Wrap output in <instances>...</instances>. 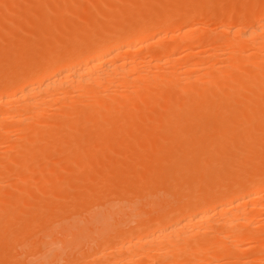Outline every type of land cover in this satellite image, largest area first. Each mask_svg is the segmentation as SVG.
<instances>
[{"label": "rangeland", "instance_id": "rangeland-1", "mask_svg": "<svg viewBox=\"0 0 264 264\" xmlns=\"http://www.w3.org/2000/svg\"><path fill=\"white\" fill-rule=\"evenodd\" d=\"M62 1L64 3L61 5ZM127 2H129V3H127ZM58 3L60 5H58ZM66 3L70 7L67 6ZM85 4L88 5V7H86ZM82 6H84V7H82ZM145 7H146V9H145ZM71 8L74 11L71 10L72 12H70V10H68ZM99 10H101V11H99ZM117 11H119V12H117ZM121 14H122V16H121ZM263 14H264V0H148V1L147 0H88V1L85 0V2H84V0H79V2H78V0H74V1L73 0H66V2L64 0H59V1L58 0H46V1L45 0H0V85H1L0 90H3V91H1V93L3 92L4 95H5V93H8V91L11 87L15 88L16 87L15 85H18V84H16L17 79L19 81L18 83L20 84V82L22 80H19V78L24 79V77H26V74H28L27 76H29V73L31 71L34 73L33 70L37 71V70H39V68L43 67L44 63L46 64V62L43 61V59L45 60L47 58L46 59L47 61L51 59V61H48L49 63L47 62L46 65H51L53 62H55L54 57L58 56L57 53H59V50L61 53V54L60 53L59 54L61 56L64 53L63 57H60V55L58 56V58L61 59V60L59 59V61L60 62L65 61L66 63L67 62L70 63V61L72 59L69 57H71L72 55L77 56L78 53H80V52H82V51H84L90 47L87 50L89 52V50L91 49V46H92L91 50H93L92 52H95L96 50H94V49L97 47V46L94 47L95 44L96 45L98 44V46L99 45L104 46V44H105V46L106 45L109 46V45L113 44V46H114L115 43L118 42L119 40H122L123 42H125V41H127V38L128 39L132 38V35H133V37L135 35L136 36H138V35L142 36V33L144 32L145 28L150 29L148 34H152V35L155 34V35L161 36L162 38L158 37L159 39L158 38L153 39V40L150 39L151 41L150 40L147 41L148 43L146 42L145 44L143 43L142 45L139 44L132 49H128L126 47H123V49L120 51L121 54L120 53L119 54L120 55H126V56L131 55V57H128V58L126 56H124V59L125 58L126 59H132L133 58L132 61L136 60V58H137V61L139 59L140 64L138 63V65L139 66L143 65V66L139 67L136 64L137 61L136 62L134 61L136 64V67H139L142 72H144V71L147 72L148 70H151L152 74L150 71H148V73H150L152 75L151 77H154L157 75L156 77L159 78V76H160V78H161L163 75H164L163 77H167V75L170 76L173 74L177 75L178 77L183 76L182 77V78H184L183 81L186 80L185 83H188V81H189L188 86L191 84L190 80H193V79L197 80V78L200 76L203 77V81H207L206 79H208V81H209V82L207 81L208 82L207 85L205 82L201 81V84L204 86H202V85L197 86L196 85L197 88L200 87L199 89H197L200 91L195 90L196 87H194V86L193 87L190 86L191 89L187 88V90L185 88H182V87H184V85L186 86V84H183L184 82L179 80L178 77H176V76H175L176 80H178V81H176V80L175 81L176 82H179V81L182 82L180 84V86H182L181 89L179 87H176V85H175L176 83L174 84L175 86L172 85V83H174V81H172V83H171L170 80H169L170 85L168 83H167L168 85L166 84V82L168 81L167 80L165 82V84H164V82L156 84V86H158V87H156L155 84L153 86L152 84L148 85V84L142 83L144 85V87L142 84L140 86L142 88H144V89H142V91L145 92L144 93L145 95L141 94L142 97L139 96L140 98L137 95H136V97L134 96L136 94V92L134 95H131L134 93V92L130 93L133 89V88H131L132 86L129 88L131 91L128 92V95L123 94L122 93L123 92L122 90H124L123 88L126 89L127 87L124 86L123 84H120L121 88H118L119 85L117 87V89H119L118 90L119 92L113 91L114 94L118 93V95L116 94L118 99L115 97V95L111 96V94L108 93V92L111 93V91L105 90L106 91V98H108L107 97V95H108L109 98L111 97L113 99V97H115L116 100H121V101H117L116 104H115V100L112 102H109L110 100H109V98L108 99L105 98V94H104V96L103 95L101 96V98L103 97L102 98L103 100L105 99L104 101L102 99H101L102 100L101 102L94 100L96 102L95 103V102H92L90 100L92 102L90 104L89 100H87L89 103L87 101L85 103H83L84 101L81 102L79 100H77V101H79L77 103L76 100L75 101L73 100V102H76V103H74V105L69 103L71 105H68V107L66 106L63 109L62 108L57 109L58 103L56 104L53 102L52 105L56 104V105H54L55 109L52 108L53 111L51 110V112H50V106L53 107L50 104V106H47V107H49L47 109L49 111H45L44 113L38 114V115H40V118L38 117L39 119L36 118L38 120L34 121V119L33 120L29 119L27 121V123H31L30 120H32V123L29 125H33V127H30V129H31L30 130L28 128L27 123L25 124L26 127L28 128V132L25 131V130H27V129H25L26 127H23L24 125L23 126L20 125L19 122H16L14 120L11 121V119H10V121L8 119V122H6L4 120L5 123L3 121H1L3 124L1 125V129H0L1 130V132H0V236L2 234L1 237H3V238L0 237V264H3V263L4 264H38L39 263L38 261H40V260H41L40 264H51V263L52 264H60V263L61 264H72L73 262H75L73 264H92V262L95 261V259H96L98 251L102 250V246H105V244L107 245L109 237H114V238L119 237L120 240L125 238V237L134 238V239L138 238L137 233H138L139 229H134V228H136V226H137V228L140 226H143V224L146 223V221H147V223H146L147 225L148 224L152 225V223H154V222H152V220L154 221V216L157 217V213L158 214H165L168 212H173L175 209L182 208L189 203L191 205L192 204L193 205H201V204L207 203L210 199H213L216 195L219 197L225 196L224 198L228 199L231 197L230 190L233 188V186H231V185H234L232 183H236L234 186H237V184H242L246 189H248V188L251 189L252 187H254L253 184H254V182H257V181H261L262 184H264V172H263L264 171V166H263V162H264V151H263L264 150V144H263L264 136L262 137V135L264 134V128H263L264 127V74L263 75L261 74V72L264 73V71H263L264 70V54H263L264 50L261 49V47H260V50L256 51V50H254V49H256V47L253 46L252 44H249V45H251L249 47V45L246 43L247 46L244 47L243 45H245V43H243V45L241 43V46H239V48L236 51L237 47L235 49H232L231 47H229L227 45L229 43V40H228L229 38H230V40L232 38H233L232 40H234L235 37H237V35H238L237 33H235V36L233 37L234 33L232 34V32L229 31L228 27H230V29H232V28L237 29V27L244 29L246 27L248 28L249 25L251 27V24L253 26L255 22L257 23V20H259ZM149 15H151V16H149ZM151 17H153V18H151ZM157 17H158V19H157ZM169 17L172 19L170 20ZM146 23H147V25H146ZM160 24H162V26ZM149 25L150 26L152 25V28L146 27ZM143 26H145V28H143ZM111 27L112 28L115 27V29L114 28L112 29ZM188 27L194 28L192 30H189L190 31V32H188L189 37L187 39L186 38L185 39H180V38L178 39V37H176L177 34L182 32V31L185 32L188 29ZM53 28H55V29L53 30ZM93 28H95V29H93ZM120 29H121V31H123L125 33L121 32ZM101 30H102V32H101ZM133 30L135 31L136 34L133 32ZM142 30H143V32H142ZM76 31H77V33H75ZM89 31H91V32H89ZM118 31H120V32H118ZM104 33H106V34H104ZM111 33H113V34H111ZM127 33L129 34V36ZM160 33H161V35H160ZM230 33H231V36H230ZM76 35H78V36H76ZM93 35L96 36L97 39ZM123 35H125V36L123 37ZM152 35H149V36H152ZM75 36H76V38H75ZM85 36L87 37V39L89 38L90 41L92 40L93 43L87 41ZM92 36H93V39L91 38ZM118 36H120V37H118ZM71 40H72V42H71ZM74 40H76V41L74 42ZM58 41L60 43H57ZM63 42H65L66 44L65 43L63 44ZM80 42H82V45ZM123 42L120 41V43H123ZM173 43H175V44L177 43V45H175ZM46 44L47 45L49 44L48 46H50V47H47ZM170 44L175 45L174 47L180 49L179 51L176 49L177 52L179 53V56L176 55L178 58H176V60H175V58L172 60L167 58L169 60L166 59V62L163 61L165 65H163L162 63H157V65H155V63H152L155 60V57L160 55L159 51H161L162 49H166L167 46L169 47ZM43 46L45 47V49H43L44 48ZM161 46H163V47H161ZM58 47H59V50H58ZM60 47H61V49H60ZM251 47L253 48L252 49L253 51L258 52L256 56L252 57L253 54L250 53V52L253 53V51L250 49ZM53 48H55V49H53ZM245 48H247V49H245ZM46 49L48 51H46ZM69 49H71V50L69 51ZM249 49H250V51H249ZM56 50L58 52H56ZM247 50H248V53H247ZM54 51L56 53H54ZM66 51H69L67 54L69 57H66V53H67ZM243 51L244 52L246 51V52L244 53ZM38 52H39V54H38ZM41 52L43 54H41ZM50 52H51V55H50ZM92 52H90V53H92ZM156 52H158L157 55H156ZM161 53H162V51H161ZM243 53L246 55L251 54V56L249 55V56L245 57L246 55H244ZM82 54H83V52L80 53L79 55H82ZM55 55H57V56H55ZM132 55H134V57ZM228 56H230L229 58L232 59V61H230L229 59H226ZM64 57H65V59H64ZM232 57H235V58H232ZM239 57L242 60H240V64L239 63L236 64L237 68L236 67L232 68L233 66L232 67L230 66V67H228V69H227L228 71H227L225 69L227 67V65H230L231 63L233 64L234 59H236V58L239 59ZM251 57H252V59H251ZM68 58L71 60L69 61ZM262 59H263V61H262ZM227 60L230 61V62H228V64L226 63ZM253 60H255L256 62H258V61L262 62L263 64L262 65L254 64ZM40 61H41V63L43 62V64L40 63L41 64L40 65L39 64ZM149 61H151V63L154 64L155 66L151 64L150 67H146L148 65ZM37 62H38V64H37ZM141 62H142V64H141ZM32 63H33V65H32ZM192 63H194V64H192ZM242 63L244 64V66L241 65ZM158 64H160V65L158 66ZM189 64H191V67ZM224 64L226 65V67L224 66ZM23 65L25 68L23 67ZM31 65H32V68H31ZM65 65L66 64H64V66ZM149 65H150V62H149ZM213 65L217 69L216 71L220 70L219 72L221 74L219 73L218 75H221L220 77L224 83H222V80L219 77L218 78L219 80H217V81H220V80L221 81L217 82L218 84L216 83L214 85L213 84L214 80L217 79L216 77H218V76H216L217 75L216 72H213L216 74V75L214 74L216 77L213 76V73H210L211 76L213 78L214 77L215 78L214 79L212 78L213 83L211 82V84L209 86V83H210L209 72H211L213 67L211 69H210V67ZM234 65H235V63H234ZM62 66H63V64H62ZM152 66H153V68H152ZM216 66H218V68ZM104 67L103 68L100 67L97 69L99 71H100V69L103 71ZM143 67L144 68L146 67L147 69L148 68L149 69L146 70V69H143ZM155 67H157V68H155ZM215 68H213V70H215ZM229 68H231V70ZM18 69H19V72H18ZM232 69H233V71H232ZM28 70H29V72L27 73ZM98 70H97L98 74H96V75H98V77H99L103 73H102V71L99 72ZM260 70H261V72H260ZM257 71H259V72H257ZM162 72H164V73H162ZM225 72L227 75H229L228 77L225 74ZM31 73H30V76L32 75ZM23 74H24V76H22ZM190 75L191 76L197 75V76L194 77L193 79H192V77L187 79L188 76H190ZM223 75H224V77H222ZM169 76H168V79H170ZM156 77H154V79ZM258 78H259V80H258ZM25 79H24L25 81L23 80L24 83H26L28 81V77ZM149 79H150V76H149ZM151 79L154 80L153 78H151ZM238 79H240L241 81ZM13 80L16 81V83H14ZM198 80H201V78H198ZM198 80H197V82H198ZM145 81L147 83L148 82L151 83L148 79H146ZM258 81H261V82H260L259 86H256L255 84ZM199 83H197V84L199 85ZM231 83H233V84H231ZM162 84L164 86H162ZM177 84L179 85V83H177ZM194 84H195V82H194ZM212 84H213V87L211 86ZM219 84L220 85L222 84L223 85L222 88H225V89L220 88ZM145 85L149 86V88ZM192 85H193V82H192ZM171 88H173V89H171ZM4 89L5 90L7 89L8 91L4 93V91H5ZM211 89H213V90H211ZM120 90L122 91L121 93H120ZM126 90H128V88ZM210 90H211V92H210ZM160 91H163V93ZM190 91H192V92L190 93ZM214 91H216V93H220V94H216V93H214ZM225 91H227V92L225 93ZM124 92H127V91H124ZM1 93H0V95H1ZM103 93H105V92H103ZM154 93H156V94H154ZM159 93H162V94L159 95ZM228 93L231 95H229ZM119 94H121L122 96H124V95L125 96L122 97ZM189 94L193 98H191ZM195 94H196V97L199 96V98L193 100L195 98ZM200 94H202V95H200ZM209 95H211L213 97L216 96L218 101H221V103L223 105L220 102H218L215 99V97L213 99V102H214V100H216L217 102H214V103L211 102L212 99H211V96L209 97ZM218 95L221 97H218ZM119 96H120V99H119ZM225 96H226V98H225ZM153 97L155 99L156 98L157 99L154 100ZM185 97H188V98H185ZM227 97H228V99L230 98L231 102L227 101L228 100ZM128 98H129V101H128ZM219 98H220V100H219ZM126 99H127V102H126ZM190 100H192V101H190ZM206 100H208V101H206ZM176 101L177 102L179 101V102L177 103ZM226 101L228 103H225ZM185 102H186V104H185ZM189 102H191V103H189ZM244 102H247V103H244ZM154 103H155V105H154ZM229 103L230 104L232 103L234 105H232V104L229 105ZM226 104H228V107L226 106ZM76 105H77V107H75ZM88 105H90V106H88ZM103 105H105V106H103ZM189 105H191V107ZM254 105H255V107H254ZM63 106H65V105H63ZM185 106H186V108H185ZM215 106H218V107L215 108ZM219 106H221V107H219ZM261 106L263 107V109ZM72 107L74 109H72ZM174 107H176V110H173V109H175ZM203 107H205V108H203ZM213 107L216 110L213 111V109H214ZM98 108H100V109H98ZM199 108H200V110H199ZM219 108H221V109L223 108L222 113H224V114H225V111L228 112V116L230 115L229 116L230 119L228 118V116L224 117L225 115L221 113V109H219ZM228 108H229V110H228ZM64 109L67 110L69 113L65 112ZM134 109H136V110L134 111ZM217 109L220 110L219 112L221 115L218 114L219 112H217ZM231 109H232V111H231ZM77 110H79V111L82 110V111L79 112ZM180 110H181V112H180ZM187 110H189V111H187ZM204 110H207V111H205L207 114L204 112ZM208 110H210V111H208ZM198 111H199V113H198ZM211 111H213V112H211ZM58 112H59V114H58ZM262 112H263V114H262ZM215 113H216V115H214ZM236 113H238V114H236ZM194 114H196V115H194ZM200 114H201V116H199ZM182 116H183V118H182ZM211 116H213L214 118ZM262 117H263V119H262ZM156 118H158V119H156ZM225 119H227V120H225ZM255 121H256V123H255ZM150 123H152V124H150ZM198 123H200V124H198ZM16 124H19L20 127L21 126L23 127L25 134H24V132H21V133H23L22 135H21V133H19V131H22V129L21 128H20L21 130L16 129L18 127V126H16ZM35 124H36V126H35ZM38 124H40V125H38ZM253 124L255 125V127ZM189 125H191V126H189ZM75 127L77 129H74ZM219 127H220V129H222L221 131H219L220 130V129H218ZM180 128H181V130H178ZM183 128H184V130H183ZM57 129H58V131H57ZM212 130L215 131L214 134H213ZM68 131L71 133H68ZM195 131H196V133H194ZM206 131H207V133H206ZM210 131L212 134L210 133ZM224 131L226 132L225 134L222 133ZM64 132H66V133H64ZM201 132H203V133H201ZM199 134H200V136H199ZM201 134H203V135H201ZM63 135H65V136L63 137ZM207 135H208V137H207ZM213 135H215V136H213ZM216 136H219L218 137L219 139L216 138ZM246 136H247V138H246ZM129 138H130V140H129ZM212 138L216 139L217 141H215V140L213 141ZM257 138H258V140H257ZM241 139H243V140H241ZM149 140H152V141H149ZM234 141L235 142L237 141V142L234 143ZM203 142L204 143L206 142V144H204ZM63 143H64V146H63ZM145 143H146V145H145ZM151 144H153V145L155 144V145L153 146ZM212 145L214 147L215 146L216 147L213 148ZM203 146H205V147H204V149H201L200 154L203 153L202 150L204 151L206 149L205 150L206 154L209 153L210 155L213 154V156H214V157L212 156L214 158L213 165H212L213 169L210 171H207L208 168H205L204 172H212L214 170L216 171L218 168V170L216 172L218 174L219 168H220V170L223 168V166H221V164L223 165L224 163H226V164H228V165L225 164V166H227V169L229 168L230 171H231V169L233 171V169L235 168V169H237L238 173L234 169L235 174L231 172L233 174L232 175L228 169L227 171L229 173H228V176H226V178H225V176L224 177L222 176V173H224V172H222V170H221V172H219V173H221L220 175L222 177L219 176V174L216 175L214 173V175H216L217 177L219 176L220 179L219 178H217V179H219L220 181H218L216 179V177L211 173V175H212L211 179H209L210 178L209 176L206 177L208 180L205 178L206 183H208V185L205 184V180L202 178L204 181L203 184H205V185H202L198 188L197 183L201 182V183H199V185H201L202 181L199 180V177L201 175H199V172L196 171L195 169H198V168L200 169L201 166L203 168L205 166L208 167V165H205V166L203 165V164H205L203 159L205 157H207V155H205V157H201V155H200V157H201L200 161L203 160V162H201L202 164L200 163L201 166L196 165L197 164L196 163L197 158H199V155H198V157H195V156H197L196 153L199 154L198 149L200 150V147H203ZM17 147H18V149H17ZM157 147H158L159 151L156 150ZM209 147H212L211 149H214V153L216 152L215 155H214V153H211V152H213V150L208 149ZM217 148H218V150H219L218 152H220V154L217 152ZM19 149L22 151H20ZM196 149H197V152H196ZM15 150H16V152H15ZM143 151H145L146 155L144 154ZM232 151L234 153V156H233ZM262 151H263V153H260ZM146 152H148V156L150 155V157L147 158ZM193 152L195 154H193ZM230 152L232 155L230 154ZM204 154H205V152L203 153V155ZM129 155H131V156H129ZM210 155H208V156H210ZM218 156H220V157H218ZM133 157H135V159ZM164 157H166V158H164ZM215 157H218V159L215 160ZM210 158H208V159H210ZM121 159L123 160V162ZM184 159L190 160V161L193 160L192 162H190V161H188L189 163L187 162L188 163L187 167H189V166L191 167L193 165L195 168L194 167H191V168L189 167V168L191 169V171L192 170H195V171H192V172L190 171L191 173H188V171L190 169H188V171L185 169L187 163L185 162L186 160H184ZM220 159H222V161ZM150 160H152V161H150ZM198 161H199V159H198ZM236 161H239V162H237L238 164L236 163ZM124 162L125 163L127 162V163L125 164ZM194 162L196 163L195 165L193 164ZM205 162H206V159H205ZM231 163H233V164H231ZM253 163H255L256 166L259 163H261V165L259 164L260 165V166L258 165L259 167H255V165L253 166ZM179 164H181V165H179ZM206 164H208V161ZM235 164L237 165L236 167H235ZM240 164H241V167L245 168L246 172H245L244 168L242 169L241 167H239ZM89 165H90V167H89ZM82 166H84V167H82ZM196 166H198V167H196ZM209 166H210V168H212L211 165H209ZM121 167H123V168H121ZM138 167L139 168L141 167V168L139 169ZM118 168H121V169L118 170ZM131 168H132V171H131ZM260 168H262V169H260ZM241 171L243 172V174L241 173ZM256 171H259V173L258 172L256 173ZM164 172H165V174H164ZM201 172L203 173V169L201 170ZM261 172H263V173H261ZM192 173L195 176H192L193 175ZM92 174L94 175L93 177L91 176ZM118 174L120 176H118ZM204 174L205 173H203L202 176ZM225 174H227L226 170H225ZM225 174H223V175H225ZM198 175H199V177H198ZM205 175L207 176V174H205ZM208 175H210V174L208 173ZM117 176H118V178H117ZM244 176L245 177L247 176L246 177L247 180L245 179ZM248 176H250L251 178L250 177L248 178ZM145 177H146V179H145ZM197 177H198L199 181L197 180ZM212 177H214L215 180ZM228 177H230V179ZM94 178H96V179H94ZM239 178H241V180H239ZM158 179H159V181H158ZM97 180H99V181H97ZM104 180H106V181L104 182ZM196 180H197V182H196ZM212 180H214V181H212ZM225 180H226V182L228 181L227 183L229 185H226L227 183L224 182ZM243 180L244 181L246 180V182H245L246 184H247L248 180H250L247 184L248 187H247V185L246 186L244 185L245 183ZM86 181L88 182L89 185L87 183H85ZM142 181L143 182L145 181V182L143 184H141ZM208 181H210V182H208ZM241 181H242V183H241ZM102 182H103L104 186H103ZM105 183H107V184H105ZM249 183L252 185L250 186ZM4 184H5V186H4ZM83 184L85 187L83 186ZM129 186H131V187H129ZM144 186H147V187H144ZM176 186H177V188H176ZM148 187H150V188H148ZM201 187L202 188L205 187V188L202 189ZM216 187L218 189H220L221 187H222V189H223V187L225 189V187H226V188H228V190L225 189L226 190V193H225L224 192L225 190L224 191L223 190L218 191V189ZM263 187H264V185H263ZM141 188H142V190H141ZM197 188L199 189V191L197 190ZM215 188H216V193H218V194L215 193ZM57 189H58V191H56ZM84 189H85L86 193H85ZM174 189H175V191H174ZM66 190H67V193H66ZM139 190H140V192H138ZM141 191L143 192V194H141ZM182 191H184V192H182ZM191 191L194 194H195V191L198 193L200 192V194L196 193L195 194L196 196H195L194 194L191 193ZM76 192H78V193H76ZM105 192H106V194H105ZM212 192H214V193H212ZM66 194H67V196H66ZM150 194H151V196H150ZM148 195L150 197V200L147 199ZM157 195L159 196L158 197L159 200L157 199ZM163 195H164V197H163ZM48 196L50 198H48ZM202 196H204V197H202ZM154 197H155L154 200L157 199V202H158V203L155 202V205H153L154 204L153 202H151L153 204H150V201H152ZM143 198H144L145 202H143L144 201ZM193 198L194 199L196 198V200H194ZM191 199H193V201ZM257 199L259 200V202H262V203L264 202V188H262L261 192L259 193V197H257ZM54 200H57V201H54ZM68 201H69V203H68ZM115 201H116V203H115ZM164 201H166V202H164ZM109 202L111 203L110 205H108ZM135 202H137V204ZM112 204L113 205L116 204L115 206H117V204H118V206L123 205L121 207H124V206L125 207L122 210L123 212L119 213V214L122 213L121 216L119 214H118L119 217L117 215H116L117 217L115 215H113L114 219L112 217L108 219V226H109L108 229L109 230L107 229V231L103 232L102 234L99 233L98 231L97 232L95 231V233L93 232L92 235L90 236V242H88V244L85 243V245L78 246L77 248H79V249L76 248L75 251L70 250V253L67 250L69 255L66 252V256H65V254H61L63 256H59L60 252H62L61 251L62 248H64V246L67 243V239H66V237L64 238L63 234L67 231V229H66L67 225L68 226L71 225L70 221H71L72 217H73V219L77 220V222L75 220H72V222L78 223L81 220L78 224L84 226V224L89 222L88 220L95 213H97L99 210L103 211L100 207H102V208L104 207L103 209H106L109 206H111ZM180 204H183L184 206L183 205L181 206ZM43 205H46V206H43ZM49 205H51V206H49ZM53 205H54V207H53ZM60 205H62V207H60ZM105 205L107 206L106 208H105ZM132 205H134V207L136 205H139V206H136L134 209V207ZM143 205H144V207H142ZM151 205H153V206H151ZM171 205H173V206H171ZM145 206L146 207L150 206L152 208L149 209V207H147L148 209L147 208L145 209ZM163 207H164V209H163ZM70 209L74 210V211H71ZM137 209H138V211H137ZM150 210H151V212H150ZM181 210L183 211L184 209L182 208ZM54 211H56V212H54ZM133 213H134V215L132 217ZM138 213H140V214H138ZM74 215L76 217H78L80 220L78 218L74 217ZM130 215H131V217H130ZM121 217L122 218L126 217L125 218L126 220H124V218L121 219ZM142 217H143V219H142ZM152 217H153V219H152ZM258 217H260V218H258ZM139 218H140V220H138ZM252 218L254 220L260 219V223L263 221L262 224H258V225H256V227H253L254 231L259 230L258 231L259 234H258V232H256L257 236L259 238L257 237L258 241L255 240L254 238H250V237L247 239L248 241L245 239L243 242L244 243V249H242L243 251L240 250V253L242 255L239 252H237V254L235 253V254H227L226 255V252H225L224 255L221 256V258H218V260H216L217 262L214 260V258L211 260H209L210 258H208V259L206 258L207 261L204 259L203 261H199V262L201 264H252V262L250 263L248 261V258L252 255L251 257H253V256L257 257L258 256L257 259L255 260V262L256 261L257 262L256 263L253 262V264H257V263L258 264H264V260H263V257H264V212L263 213L262 212L261 213L255 212L252 215ZM22 220H23V222H22ZM63 220H65V222L67 221L68 224H64L65 222ZM119 220H123V221H119ZM113 221H114V224H111V222L113 223ZM125 221L126 222L128 221V222L126 223ZM10 222H11V224H10ZM19 222H22V223H19ZM25 222L27 224H25ZM62 222H64V223H62ZM119 222L122 224V226H121V224H119ZM3 223H5V224H3ZM58 223H59V225H57ZM117 224H119V225H117ZM146 224H144V225H146ZM113 225L114 226L116 225V226L113 227ZM8 227H9V229H8ZM16 231H17V233H16ZM14 232H15V236L17 238L14 236ZM26 232H27V234H26ZM111 232H113V233H111ZM108 233L110 236H108ZM105 235H107V236H105ZM23 236H24V238H23ZM99 236H101V238H99ZM261 236H263V238ZM18 237H20V238H18ZM106 237H107V240H105ZM19 239H21L20 240L21 242L19 241ZM260 239H261V241H260ZM112 240H113V242H115V241H118L119 239H117V240L110 239L109 241H112ZM104 242H106V243H104ZM50 243L51 244L54 243L53 244L54 248L55 249L58 248V249H57V251H54L55 249L51 250V251H53V254H51L49 252L50 256L48 254V258L46 260H44V258H43V260H42V258H41L43 255L42 253L45 252L46 245L48 246ZM11 244H13L14 246ZM18 245H19V247H18ZM96 247H97V249H95ZM80 248H81V250H80ZM89 248H90V250H89ZM64 253H65V251H64ZM57 256L61 257V258H58ZM102 256H104L103 258H105V255H102ZM36 257L37 258L39 257L38 261H37ZM100 257L97 256L99 261H100ZM222 258H224V259H222ZM34 259H36V260H34ZM227 259H229L228 260L229 262L225 261ZM91 260H93V261H91ZM98 260L96 259V261H98ZM34 261H36L37 263L36 262L34 263ZM45 261H47V262H45ZM145 261H148V260H145ZM246 261H247V263H246ZM260 261H261V263H260ZM144 262L142 261V262L137 263V264H142V263L146 264ZM153 262H157V261L153 260L152 264H153ZM147 263L149 264V262H147ZM183 263L185 264V262L180 261L178 264H183ZM129 264H131V263H129Z\"/></svg>", "mask_w": 264, "mask_h": 264}, {"label": "bare ground", "instance_id": "bare-ground-1", "mask_svg": "<svg viewBox=\"0 0 264 264\" xmlns=\"http://www.w3.org/2000/svg\"><path fill=\"white\" fill-rule=\"evenodd\" d=\"M46 1V0H45ZM59 1V0H58ZM65 2H66V0H64ZM74 1V0H73ZM88 1V0H87ZM148 1V0H147ZM68 2V1H67ZM78 2H79V0H78ZM84 2H85V0H84ZM188 2V1H187ZM205 2V1H204ZM64 2L62 1V3H61V5L63 4ZM95 3V2H94ZM103 3V2H102ZM127 3H129V2H127ZM58 5H60L59 3H58ZM66 5L67 6H69L67 3H66ZM65 5V6H66ZM77 5V4H76ZM86 5V4H85ZM91 5V4H90ZM100 6V5H99ZM70 7V6H69ZM68 7V8H69ZM82 7H84V6H82ZM86 7H88V5H86ZM147 7V6H146ZM146 7H145V9H146ZM55 8V7H54ZM64 8V7H63ZM100 8V7H99ZM253 8V7H252ZM251 8V9H252ZM46 9V8H45ZM89 9V8H88ZM126 9V8H125ZM59 10V9H58ZM68 10H70V12H72V11H74V10H72V8L71 9H68ZM72 10V11H71ZM79 10V9H78ZM119 10V9H118ZM76 11V10H75ZM99 11H101V10H99ZM132 11V10H131ZM138 11V10H137ZM78 12V11H77ZM82 12V11H81ZM117 12H119V11H117ZM59 13V12H58ZM104 13V12H103ZM138 13V12H137ZM95 14V13H94ZM130 14V13H129ZM155 14V13H154ZM162 14V13H161ZM121 16H122V14H121ZM124 16V15H123ZM149 16H151V15H149ZM148 17V16H147ZM155 17V16H154ZM55 18V17H54ZM53 18V19H54ZM112 18V17H111ZM151 18H153V17H151ZM170 18V17H169ZM65 19V18H64ZM150 19V18H149ZM157 19H158V17H157ZM172 18H170V20H171ZM254 19V18H253ZM109 20V19H108ZM113 20V19H112ZM162 20V19H161ZM58 21V20H57ZM50 22V21H49ZM157 22V21H156ZM164 22V21H163ZM56 23V22H55ZM79 23V22H78ZM151 23V22H150ZM160 23V22H159ZM99 24V23H98ZM188 24V23H187ZM111 25V24H110ZM146 25H147V23H146ZM157 25V24H156ZM161 26H162V24H160ZM53 26V25H52ZM82 26V25H81ZM228 26V25H227ZM233 26V25H232ZM88 27V26H87ZM101 27V26H100ZM118 27V26H117ZM146 27H150V28H152V25L150 26H146ZM74 28V27H73ZM72 28V29H73ZM90 28V27H89ZM112 28V27H111ZM114 29H115V27H113ZM112 28V29H113ZM131 28V27H130ZM143 28H145V26H143ZM229 28V31L230 32H232V34L234 33V35H233V37L235 36V33H237L236 35H237V37H235V39L234 40H230V38L228 39L229 40V43L227 44L229 47H231L232 49H235L236 47V51H237V49L239 48V46H241V43H242V45H243V43H245V45H243L244 47L245 46H247V44L249 45V44H252L253 46H255L256 47V49H254V50H260V47H261V49H263L264 50V14L261 16V18L259 19V20H257V23L255 22L254 23V25L252 26V24H251V27H250V25L248 26V28L246 27V28H244V29H242V28H238L237 27V29H230V27H228ZM235 28V27H234ZM55 28H53V30H54ZM80 29V28H79ZM93 29H95V28H93ZM107 29V28H106ZM132 29V28H131ZM192 29H194V28H189L188 27V29L185 31V32H180V33H178L177 34V36L176 37H178V39L180 38V39H187L188 37H189V35H188V32H190L189 30H192ZM50 30V29H49ZM125 30V29H124ZM127 30V29H126ZM149 28H145L144 29V32H143V30H142V36L141 35H138V36H134L133 37V35H132V38H127V41H125V42H123L122 40H117L118 42H116L115 43V45L113 46V44L112 45H109V46H105V44H104V46H101V45H99L98 46V44L96 45L95 44V46L94 47H96L94 50H96L95 52H92L93 50H91L92 49V46H91V49L89 50V52L87 51L89 48H87L86 50H84V51H82L83 52V54L82 55H79L80 53H82V52H80V53H78L77 54V56H71V57H69L67 54H68V52L71 50V49H69V51H66L67 53H66V57H69V58H71V59H69L68 58V60L70 61V63H66L65 61V63L64 62H60L59 61V59L60 58H58V56L61 54L60 53V50H59V47H58V50H59V53H57L58 54V56L57 55H55V56H57V57H54L55 59H54V61L55 62H53L51 65H46L47 64V62L48 61H51V59L50 60H44L43 59V61H45L46 62V64L44 63V66L43 67H41V68H39V70H33L34 71V73L32 72H30L32 75L30 76V73H29V76H27L28 74H26V77H24V79L25 78H27L28 77V81L26 82V83H24V81L26 80H24L23 78L22 79H20L19 78V80H22L21 82H20V84L18 83L19 81H18V79H17V83H16V81H14V83H16V84H18V85H15L13 82V84L16 86L15 88L14 87H11L10 89H9V91L6 89H4L5 91H4V93L5 92H7L8 91V93H5V95L3 94V92L1 93V91H3V90H0V93H1V95H0V129H1V125L3 124L1 121H3L4 123H5V121L6 122H8V119H9V121H10V119H11V121L12 120H14V121H16V122H19V124L20 125H24L23 127H26V123H27V121L29 120V119H34V121L35 120H38L39 118H40V115H38V114H40V113H44L45 111H49V110H47L49 107H47V106H50V104L52 105V103L54 102V103H58V106H57V109H60V108H64V107H68V105H74V103H76V102H73V100L75 101H77V100H79V101H81V102H83V103H85L87 100H91L92 102H95L94 100H97L98 102H101L103 99V97L101 98V96L103 95L104 96V94H105V98H106V91L105 90H107V91H111V93L110 92H108L109 94H111V96L112 95H115V97L117 98V95H118V93H116V94H114L113 93V91H115V92H119L118 90L119 89H117V87H118V85H119V87L118 88H121V86H120V84H123L124 86H126L127 88H128V90H126L125 88H123L124 90H120V93L122 92L123 94H127L128 95V92H130L131 90L129 89L131 86V88H133L132 89V91L130 92V93H132V92H134L133 94H131V95H134L135 94V92H136V94L134 95L135 97H136V95L139 97H142V95H145L144 93L145 92H143L142 91V89H144V88H142L140 85L143 83V84H148V85H153L154 86V84H155V86H156V84H159V83H162V82H164V84H165V82H166V84L168 83L169 85H170V82L172 83V81H174V83H172V85H174L175 83V85H176V87H179L180 89H181V87L182 86H180V84L182 83V82H176V81H178V80H176V77H178L177 75H174L173 73V75H167V77H161L160 78V76H159V78L158 77H156V76H154V77H156L155 79H154V77H151L152 75V72H151V70H148L146 67H150L151 66V64L152 63H155V65H157V63H162L163 65H165L164 64V62L163 61H165L166 62V59L167 58H169L170 60H172V59H174L175 58V60H176V58H178L177 56H179V53L177 52V50L179 51L180 49H178V48H176V47H174L175 45H177V43L175 44V43H173V44H175V45H169V47L167 46V48L166 49H162L161 51H162V53H161V51H159L160 53V55H158V56H156L155 57V62L153 61L152 63H151V61H149L150 62V65H149V62H148V65L144 68L143 67V69H146V70H148V71H150L151 72V74L150 73H148V71L146 72V71H144V72H142L141 70H140V66H143V65H138V63L140 64V61H139V59H138V61H137V58H136V60H133L132 61V59H124V56H126V55H120L121 53H120V51L123 49V47H126V48H128V49H132V48H134V47H136L137 45H139V44H145L147 41H149L150 39L151 40H153V39H157L158 37H161V36H158V35H155V34H148L149 33ZM218 30V29H217ZM78 31V30H77ZM77 31L75 32V33H77ZM88 31V30H87ZM94 31V30H93ZM113 31V30H112ZM120 31H121V29H120ZM120 31H118V32H120ZM130 31V30H129ZM153 31V30H152ZM228 31V32H229ZM89 32H91V31H89ZM101 32H102V30H101ZM116 32V31H115ZM121 32H123V31H121ZM133 32L135 33V31L133 30ZM123 33H125V32H123ZM138 33V32H137ZM156 33V32H155ZM84 34V33H83ZM103 34V33H102ZM104 34H106V33H104ZM111 34H113V33H111ZM128 34V33H127ZM136 34V33H135ZM140 34V33H139ZM157 34V33H156ZM53 35V34H52ZM74 35V34H73ZM149 35H152V36H149ZM160 35H161V33H160ZM76 36H78V35H76ZM76 36H75V38H76ZM87 36V35H86ZM85 36V37H86ZM89 36V35H88ZM94 36V35H93ZM93 36L91 37L92 39H93ZM125 35H123V37H124ZM128 36H129V34H128ZM230 36H231V33H230ZM52 37V36H51ZM94 37H96V36H94ZM118 37H120V36H118ZM117 37V38H118ZM122 37V38H123ZM147 38V39H146ZM162 38V37H161ZM168 38V37H167ZM224 38V37H223ZM239 38V39H238ZM55 39V38H54ZM70 39V38H69ZM78 39V38H77ZM76 39V40H77ZM86 39H87V37H86ZM89 39V38H88ZM87 39V41H89V42H92V40L90 41V39L88 40ZM96 39H97V37H96ZM119 39V38H118ZM159 39V38H158ZM215 39V38H214ZM238 39V40H237ZM57 40V39H56ZM55 40V41H56ZM62 40V39H61ZM76 40H74V42L76 41ZM150 40V41H151ZM227 40V41H228ZM60 41V40H59ZM57 42V43H60V42ZM78 41V40H77ZM80 41V40H79ZM120 41L121 42H123V43H120ZM162 41V40H161ZM180 41V40H179ZM205 41V40H204ZM43 42V41H42ZM71 42H72V40H71ZM176 42V41H175ZM224 42V41H223ZM65 42H63V44H64ZM79 43V42H78ZM81 43V45H82V42H80ZM93 43V42H92ZM148 43V42H147ZM247 43V44H246ZM39 44V43H38ZM62 44V45H63ZM66 44V43H65ZM74 44V43H73ZM85 44V43H84ZM91 44V43H90ZM89 44V45H90ZM28 45V44H27ZM47 45V44H46ZM49 45V44H48ZM47 45V47H50V46H48ZM54 45V44H53ZM76 45V44H75ZM179 45V44H178ZM101 46V47H100ZM251 45H249V47H250ZM263 46V47H262ZM44 47V46H43ZM53 47V46H52ZM55 47V46H54ZM62 47V46H61ZM61 47H60V49H61ZM70 47V46H69ZM85 47V46H84ZM83 47V48H84ZM161 47H163V46H161ZM178 47V46H177ZM254 47V48H255ZM57 48V47H56ZM64 48V47H63ZM77 48V47H76ZM143 48V47H142ZM160 48V47H159ZM230 48V49H231ZM248 48V47H247ZM247 48H245V49H247ZM43 49H45V47L43 48ZM53 49H55V48H53ZM52 49V50H53ZM75 49V48H74ZM73 49V50H74ZM82 49V48H81ZM177 49V50H176ZM251 50L253 49L252 47L250 48ZM250 49H249V51H250ZM50 50V49H49ZM76 50V49H75ZM79 50V49H78ZM160 50V49H159ZM176 50V51H175ZM224 50V49H223ZM21 51V50H20ZM46 51H48L47 49H46ZM62 51V50H61ZM153 51V50H152ZM188 51V50H187ZM190 51V50H189ZM253 51V50H252ZM256 51H253V53L252 52H250L251 54H253L252 55V57L253 56H256L257 55V53L258 52H256ZM28 52V51H27ZM56 52H58L57 50H56ZM55 51H54V53H56ZM74 52V51H73ZM88 52V53H87ZM90 52H92V53H90ZM244 52V51H243ZM246 52V51H245ZM244 52V53H245ZM261 52V51H260ZM76 53V52H75ZM85 53V54H84ZM87 53V54H86ZM120 53V54H119ZM178 53V54H177ZM211 53V52H210ZM243 53V54H244ZM247 53H248V50H247ZM38 54H39V52H38ZM41 54H43L42 52H41ZM40 54V55H41ZM64 54V53H63ZM62 54V56L60 55V57H63L64 55ZM70 54V53H69ZM131 54V53H130ZM158 54V52H156V55ZM251 54H244V55H246L245 57H247V56H251ZM264 54V53H263ZM50 55H51V52H50ZM177 55V56H176ZM240 55V54H239ZM259 55V54H258ZM121 56V57H120ZM133 57H134V55H132ZM137 56V55H136ZM135 56V57H136ZM123 57V58H122ZM127 58L128 57H131V55H127L126 56ZM230 56H228L226 59H229L230 61H232V59H230L229 58ZM252 57H251V59H252ZM122 58V59H121ZM232 58H235V57H232ZM28 59V58H27ZM37 59V58H36ZM41 59V58H40ZM64 59H65V57H64ZM169 59H167V60H169ZM237 59V60H236ZM236 59H234V61H233V64L231 63L230 65H227V67H226V65L224 64V66L226 67L225 69L227 70L228 69V67H232V68H237V66H236V64H240V60H242V59H240V57H239V59L238 58H236ZM255 59V58H254ZM259 59V58H258ZM34 60V59H33ZM61 60V59H60ZM63 60V59H62ZM236 60V61H235ZM239 60V61H238ZM260 60V59H259ZM37 61V60H36ZM137 61V65L139 66V67H136V64H135V62ZM230 61H226V63L228 64V62H230ZM245 61V60H244ZM252 61V60H251ZM262 61H263V59H262ZM33 62V61H32ZM191 62V61H190ZM225 62V61H224ZM243 62V61H242ZM253 62H254V64H259V65H262L263 63L262 62H256L255 60H253ZM256 62V63H255ZM41 63V61L39 62V64ZM49 63V62H48ZM216 63V62H215ZM234 63H235V65H234ZM28 64V63H27ZM36 64V63H35ZM37 64H38V62H37ZM41 64H43V62L41 63ZM40 64V65H41ZM62 64H63V66H62ZM64 64H66L65 66H64ZM141 64H142V62H141ZM161 64V65H162ZM192 64H194V63H192ZM199 64V63H198ZM32 65H33V63H32ZM32 65H31V68H32ZM105 67H104V66ZM152 65H154V64H152ZM154 65V66H155ZM160 64H158V66H159ZM169 65V64H168ZM190 65V67H191V64H189ZM241 65H243L244 66V64L242 63ZM104 67V72L100 69V71H102V73L103 74H101V76H99L98 77V75H96V74H98L97 73V68H103ZM194 66V65H193ZM210 66V65H209ZM239 66V65H238ZM12 67V66H11ZM23 67H24V65H23ZM22 67V68H23ZM215 68L214 67V65L213 66H211L210 67V69L211 68ZM217 68H218V66H216ZM240 67V66H239ZM242 67V66H241ZM246 67V66H245ZM255 67V66H254ZM260 67V66H259ZM25 68V67H24ZM30 68V67H29ZM152 68H153V66H152ZM155 68H157V67H155ZM213 68H212V70H213ZM224 68V67H223ZM20 69V68H19ZM19 69H18V72H19ZM36 69V68H35ZM137 69V70H136ZM139 69V70H138ZM230 70H231V68H229ZM169 70V69H168ZM211 70V72H209V75H210V77H209V80H210V83H209V86H210V84H211V82L213 83V79L216 77V76H218V77H216L217 79H215L214 80V85L217 83V82H220L222 79H221V75H218L220 72V70L219 71H216L217 69L215 68V70H213L212 71ZM257 70V69H256ZM21 71V70H20ZM96 71V72H95ZM99 71V70H98ZM99 71V72H100ZM225 71V70H224ZM228 71V70H227ZM232 71H233V69H232ZM236 71V70H235ZM250 71V70H249ZM264 71V70H263ZM4 72V71H3ZM22 72V71H21ZM29 72V70L27 71V73ZM171 72V71H170ZM173 72V71H172ZM213 72H216L217 73V75L215 74V73H213ZM257 72H259V71H257ZM260 72H261V70H260ZM162 73H164V72H162ZM193 73V72H192ZM210 73H213V76H215L214 78L211 76V74ZM6 74V73H5ZM16 74V73H15ZM100 74V73H99ZM215 74V75H214ZM221 74V73H220ZM225 74H226V72H225ZM224 74V75H225ZM231 74V73H230ZM261 74L263 75L264 73L263 72H261ZM182 75V74H181ZM224 75L222 76V77H224ZM227 75V74H226ZM225 75V76H226ZM22 76H24V74L22 75ZM149 76H150V79H149ZM166 76V75H165ZM168 76H169V78L170 79H168ZM176 76V77H175ZM197 76V75H196ZM196 76H188V78L187 79H189V78H191L192 77V79L194 78V77H196ZM204 76V75H203ZM206 76V75H205ZM229 75H227V77H228ZM4 77V76H3ZM30 77V78H29ZM174 77V78H173ZM183 77V76H182ZM181 76H179L178 77V79L179 80H181V81H183V79L184 78H182ZM220 77V81H217V80H219L218 78ZM151 78H153L154 80H152ZM198 78H201V80H198ZM197 78V80H198V82H197V80H190V82H191V84L188 86V83H189V81H188V83H185L186 82V80L185 81H183L184 83L183 84H186V86L184 85V87H182V88H185L186 90H187V88H190V86L191 87H196V85L197 86H200V85H202L201 84V81L202 82H205L206 83V85H207V83L209 82L208 81V79H206L207 81H203V77H198ZM206 78V77H205ZM213 78V79H212ZM235 78V77H234ZM146 79H148L151 83H147L145 80ZM186 79V78H185ZM196 79V78H195ZM230 79V78H229ZM16 80V79H15ZM24 80V81H23ZM152 80V81H151ZM169 80H170V82H169ZM176 80V81H175ZM212 80V81H211ZM238 80H240V79H238ZM258 80H259V78H258ZM154 81V82H153ZM216 81V82H215ZM226 81V80H225ZM241 81V80H240ZM145 82V83H144ZM153 82V83H152ZM192 82H193V85H192ZM194 82H195V84H194ZM199 83V85L197 84V83ZM256 82V81H255ZM254 82V83H255ZM260 82L261 81H258L255 85L256 86H259V84H260ZM24 83V84H23ZM177 83H179V85L177 84ZM222 83H224L223 82V80H222ZM226 83V82H225ZM241 83V82H240ZM244 83V82H243ZM253 83V82H252ZM263 83V82H262ZM12 84V85H13ZM142 84V85H143ZM167 84V85H168ZM213 84L211 85L212 87H213ZM218 84V83H217ZM229 84V83H228ZM231 84H233V83H231ZM20 85V86H19ZM22 85V86H21ZM174 85V86H175ZM239 85V84H238ZM251 85V84H250ZM254 85V86H255ZM1 86V85H0ZM145 86H147V85H145ZM162 86H164L163 84H162ZM173 86V87H174ZM188 86V87H187ZM202 86H204V85H202ZM219 86H220V88H222V84L220 85L219 84ZM143 87H144V85H143ZM148 88H149V86H147ZM146 87V88H147ZM156 87H158V86H156ZM239 87V86H238ZM248 87V86H247ZM246 87V88H247ZM200 88V87H199ZM199 88H197L196 87V89L195 90H197V89H199ZM165 89V88H164ZM171 89H173V88H171ZM175 89V88H174ZM191 89V88H190ZM193 89V88H192ZM222 89H225V88H222ZM240 89V88H239ZM170 90V89H169ZM211 90H213V89H211ZM211 90H210V92H211ZM251 90V89H250ZM124 91H127V92H124ZM145 91V90H144ZM164 91V90H163ZM163 91H160V92H162L163 93ZM181 91V90H180ZM179 91V92H180ZM197 91H200V90H197ZM208 91V90H207ZM224 91V90H223ZM233 91V90H232ZM239 91V90H238ZM103 92H105V93H103ZM141 92V93H140ZM159 92V91H158ZM185 92V91H184ZM187 92V91H186ZM189 92V91H188ZM192 91H190V93H191ZM227 91H225V93H226ZM231 92V91H230ZM235 92V91H234ZM140 95H139V94ZM162 93H159V95L160 94H162ZM175 93V92H174ZM214 93H216V91H214ZM222 93V92H221ZM3 94V95H2ZM142 94V95H141ZM154 94H156V93H154ZM169 94V93H168ZM209 94V93H208ZM216 94H220V93H216ZM229 94V93H228ZM258 94V93H257ZM120 96H122L121 94H119ZM124 95V96H125ZM130 95V94H129ZM165 95V94H164ZM190 95V94H189ZM200 95H202V94H200ZM229 95H231V94H229ZM120 96H119V99H120ZM124 96H122V97H124ZM155 96V95H154ZM183 96V95H182ZM185 96V95H184ZM211 95H209V97H210ZM223 96V95H222ZM247 96V95H246ZM107 97L109 98V96L107 95ZM115 97H113V99L110 97L109 98V102H112V101H114L115 100V104H116V102L117 101H121V100H116V98ZM127 97V96H126ZM133 97V96H132ZM139 97V98H140ZM147 97V96H146ZM190 97H191V95H190ZM207 97V96H206ZM215 97V99L218 101V99L216 98V96H214ZM214 97L213 96H211V99H212V101L211 102H213V99H214ZM218 97H221V96H219L218 95ZM229 97V96H228ZM228 97H227V99H228ZM231 97V96H230ZM99 98V99H98ZM108 98H106V99H108ZM138 98V99H139ZM172 98V97H171ZM185 98H188V97H185ZM191 98H193V97H191ZM197 98H199V96L198 97H196V94H195V98L193 99V100H195V99H197ZM223 98V97H222ZM225 98H226V96H225ZM224 98V99H225ZM102 99V100H101ZM118 99V98H117ZM153 99L154 100H156L154 97H153ZM168 99V98H167ZM206 99V98H205ZM204 99V100H205ZM210 99V98H209ZM232 99V98H231ZM71 100V101H70ZM105 100V99H104ZM103 100V101H104ZM134 100V99H133ZM166 100V99H165ZM185 100V99H184ZM188 100V99H187ZM216 100H214V102H217ZM219 100H220V98H219ZM239 100V99H238ZM79 101H77V103L79 102ZM90 101V104L92 103ZM128 101H129V98H128ZM131 101V100H130ZM168 101V100H167ZM183 101V100H182ZM190 101H192V100H190ZM201 101V100H200ZM206 101H208V100H206ZM205 101V102H206ZM210 101V100H209ZM227 101H230V98L227 100ZM225 102V103H228V102ZM88 102V101H87ZM108 102V103H109ZM126 102H127V99H126ZM177 102V101H176ZM179 102V101H178ZM177 102V103H178ZM188 102V101H187ZM195 102V101H194ZM213 102V103H214ZM218 102H220L221 103V101H218ZM231 102V101H230ZM68 103V104H67ZM69 103H71V104H69ZM89 103V102H88ZM87 103V104H88ZM96 103V102H95ZM104 103V102H103ZM189 103H191V102H189ZM244 103H247V102H244ZM56 104H54V105H56ZM67 104V105H66ZM81 104V103H80ZM101 104V103H100ZM107 104V103H106ZM105 104V105H106ZM111 104V103H110ZM114 104V103H113ZM114 104V105H115ZM119 104V103H118ZM185 104H186V102H185ZM200 104V103H199ZM217 104V103H216ZM219 104V103H218ZM222 104V103H221ZM220 104V105H221ZM232 104V103H231ZM230 103H229V105H231ZM242 104V103H241ZM54 105H52L53 107H51L50 106V112H51V110H52V108H54ZM63 105H65V106H63ZM85 105V104H84ZM98 105V104H97ZM105 105H103V106H105ZM120 105V104H119ZM149 105V104H148ZM151 105V104H150ZM154 105H155V103H154ZM184 105V104H183ZM193 105V104H192ZM210 105V104H209ZM223 105V104H222ZM232 105H234V104H232ZM63 106V107H62ZM88 106H90V105H88ZM121 106V105H120ZM119 106V107H120ZM126 106V105H125ZM141 106V105H140ZM190 107H191V105H189ZM226 106L228 107V104H226ZM247 106V105H246ZM249 106V105H248ZM56 107V106H55ZM75 107H77V105L75 106ZM115 107V106H114ZM151 107V106H150ZM196 107V106H195ZM216 107H218V106H215V108ZM219 107H221V106H219ZM251 107V106H250ZM254 107H255V105H254ZM262 107V106H261ZM13 108V109H12ZM15 108V109H14ZM79 108V107H78ZM116 108V107H115ZM175 109H173V110H176V107H174ZM178 108V107H177ZM185 108H186V106H185ZM193 108V107H192ZM203 108H205V107H203ZM214 108V107H213ZM213 109V111L214 110H216V109ZM17 109V110H16ZM55 109V108H54ZM66 109V108H65ZM64 109V110H65ZM72 109H74L73 107H72ZM86 109V108H85ZM98 109H100V108H98ZM184 109V108H183ZM202 109V108H201ZM207 109V108H206ZM219 109H221V108H219ZM223 109V108H222ZM222 109H221V113H222ZM227 109V108H226ZM243 109V108H242ZM262 109H263V107H262ZM63 110V111H64ZM136 109H134V111H135ZM186 110V109H185ZM199 110H200V108H199ZM228 110H229V108H228ZM234 110V109H233ZM247 110V109H246ZM14 111V112H13ZM53 111V110H52ZM73 111V110H72ZM77 111H79V110H77ZM82 111V110H81ZM81 111H79V112H81ZM187 111H189V110H187ZM186 111V112H187ZM191 111V110H190ZM194 111V110H193ZM203 111V110H202ZM205 111H207V110H204V112ZM208 111H210V110H208ZM213 111H211V112H213ZM220 110H218L217 109V112H219ZM231 111H232V109H231ZM57 112V111H56ZM65 112H67V113H69L67 110H65ZM64 112V113H65ZM98 112V111H97ZM114 112V111H113ZM175 112V111H174ZM180 112H181V110H180ZM185 112V111H184ZM192 112V111H191ZM203 112V113H204ZM248 112V111H247ZM55 113V112H54ZM103 113V112H102ZM132 113V112H131ZM198 113H199V111H198ZM206 113V112H205ZM241 113V112H240ZM250 113V112H249ZM58 114H59V112H58ZM79 114V113H78ZM138 114V113H137ZM151 114V113H150ZM177 114V113H176ZM189 114V113H188ZM197 114V113H196ZM196 114H194V115H196ZM207 114V113H206ZM218 114H220V112L218 113ZM222 114H224V113H222ZM236 114H238V113H236ZM262 114H263V112H262ZM42 115V114H41ZM55 115V114H54ZM57 115V114H56ZM90 115V114H89ZM102 115V114H101ZM114 115V114H113ZM183 115V114H182ZM190 115V114H189ZM214 115H216V113L214 114ZM221 115V114H220ZM225 116L224 117H227L228 116V112H226L225 111V114H224ZM73 116V115H72ZM117 116V115H116ZM180 116V115H179ZM184 116V115H183ZM183 116H182V118H183ZM199 116H201V114L199 115ZM204 116V115H203ZM218 116V115H217ZM223 116V115H222ZM230 116V115H229ZM229 116H228V118H229ZM234 116V115H233ZM39 117V118H38ZM71 117V116H70ZM189 117V116H188ZM211 117H213V116H211ZM216 117V116H215ZM36 118H38V119H36ZM63 118V117H62ZM65 118V117H64ZM205 118V117H204ZM214 118V117H213ZM212 118V119H213ZM241 118V117H240ZM251 118V117H250ZM77 119V118H76ZM156 119H158V118H156ZM199 119V118H198ZM223 119V118H222ZM230 119V118H229ZM242 119V118H241ZM262 119H263V117H262ZM5 120V121H4ZM32 120H30V122L32 123ZM188 120V119H187ZM225 120H227V119H225ZM260 120V119H259ZM13 121V122H14ZM162 121V120H161ZM243 121V120H242ZM261 121V120H260ZM147 122V121H146ZM150 122V121H149ZM189 122V121H188ZM200 122V121H199ZM223 122V121H222ZM251 122V121H250ZM15 123V122H14ZM31 123H27V125H28V128L30 129V127H33V125H29V124H31ZM36 123V122H35ZM204 123V122H203ZM255 123H256V121H255ZM19 124H16V126H18L16 129H18V130H21L22 129V131H19V133H21V132H24V134H25V131L26 132H28V128L26 127L25 129H27V130H23V127L21 126L20 127V125ZM37 124V123H36ZM36 124H35V126H36ZM150 124H152V123H150ZM195 124V123H194ZM193 124V125H194ZM198 124H200V123H198ZM5 125V124H4ZM38 125H40V124H38ZM37 125V126H38ZM192 125V124H191ZM191 125H189V126H191ZM214 125V124H213ZM228 125V124H227ZM254 125V124H253ZM15 126V127H16ZM43 126V125H42ZM71 126V125H70ZM180 126V125H179ZM183 126V125H182ZM181 126V127H182ZM247 126V125H246ZM258 126V125H257ZM72 127V126H71ZM77 127V126H76ZM74 128V129H77V128ZM109 127V126H108ZM166 127V126H165ZM205 127V126H204ZM216 127V126H215ZM236 127V126H235ZM254 127H255V125H254ZM21 128V129H20ZM36 128V127H35ZM185 128V127H184ZM184 128H183V130H184ZM192 128V127H191ZM197 128V127H196ZM232 128V127H231ZM264 128V127H263ZM15 129V130H16ZM218 129H220V127L218 128ZM226 129V128H225ZM252 129V128H251ZM258 129V128H257ZM17 130V131H18ZM31 130V129H30ZM46 130V129H45ZM48 130V129H47ZM63 130V129H62ZM66 130V129H65ZM178 130H181V128L180 129H178ZM198 130V129H197ZM209 130V129H208ZM222 129H220L219 131H221ZM259 130V129H258ZM16 131V132H17ZM57 131H58V129H57ZM71 131V130H70ZM201 131V130H200ZM237 131V130H236ZM252 131V130H251ZM0 132H1V130H0ZM15 132V131H14ZM74 132V131H73ZM119 132V131H118ZM181 132V131H180ZM212 132H213V134L215 133V131H213L212 130ZM217 132V131H216ZM64 133H66V132H64ZM63 133V134H64ZM68 133H71V132H69L68 131ZM121 133V132H120ZM148 133V132H147ZM150 133V132H149ZM194 133H196V131L194 132ZM201 133H203V132H201ZM206 133H207V131H206ZM210 133H211V131H210ZM221 133V132H220ZM222 133H226L225 131L224 132H222ZM228 133V132H227ZM254 133V132H253ZM23 133H21V135H22ZM34 134V133H33ZM54 134V133H53ZM130 134V133H129ZM205 134V133H204ZM212 134V133H211ZM210 134V135H211ZM240 134V133H239ZM248 134V133H247ZM262 134V133H261ZM71 135V134H70ZM192 135V134H191ZM201 135H203V134H201ZM217 135V134H216ZM228 135V134H227ZM65 135H63V137H64ZM73 136V135H72ZM86 136V135H85ZM165 136V135H164ZM199 136H200V134H199ZM213 136H215V135H213ZM220 136V135H219ZM219 136H216V138H218ZM223 136V135H222ZM245 136V135H244ZM253 136V135H252ZM264 136V134L262 135V137ZM207 137H208V135H207ZM224 137V136H223ZM235 137V136H234ZM242 137V136H241ZM71 138V137H70ZM185 138V137H184ZM225 138V137H224ZM236 138V137H235ZM246 138H247V136H246ZM140 139V138H139ZM153 139V138H152ZM213 139V138H212ZM219 139V138H218ZM234 139V138H233ZM256 139V138H255ZM263 139V138H262ZM129 140H130V138H129ZM128 140V141H129ZM217 141L216 139H213V141ZM241 140H243V139H241ZM257 140H258V138H257ZM256 140V141H257ZM56 141V140H55ZM127 141V142H128ZM149 141H152V140H149ZM160 141V140H159ZM202 141V140H201ZM106 142V141H105ZM191 142V141H190ZM237 142V141H236ZM235 141H234V143H236ZM261 142V141H260ZM74 143V142H73ZM110 143V142H109ZM139 143V142H138ZM204 143V142H203ZM243 143V142H242ZM245 143V142H244ZM259 143V142H258ZM56 144V143H55ZM204 144H206V142L204 143ZM209 144V143H208ZM224 144V143H223ZM238 144V143H237ZM263 144H264V142H263ZM23 145V144H22ZM27 145V144H26ZM130 145V144H129ZM132 145V144H131ZM145 145H146V143H145ZM151 145H153V144H151ZM155 145V144H154ZM153 145V146H154ZM229 145V144H228ZM227 145V146H228ZM63 146H64V143H63ZM160 146V145H159ZM211 146V145H210ZM213 146V145H212ZM223 146V145H222ZM226 146V145H225ZM231 146V145H230ZM246 146V145H245ZM19 147V146H18ZM18 147H17V149H18ZM29 147V146H28ZM197 147V146H196ZM204 147L205 146H203V147H200V150L198 149V153L199 154H197L196 153V155L197 156H195V157H198V155H199V158H197V164L194 162L193 164L195 165H199V166H201L200 165V163L201 162H203V160H204V163L205 164H203L204 166L205 165H208V167L207 166H205L204 168L201 166L200 167V169L198 168V169H195L196 171H198L199 172V175H201L200 177H199V175H198V177H199V180H201L202 181V184L201 185H199V183H201V182H198L197 183V186H198V188L200 187V186H202V185H205V184H207L208 185V183H206V177H210L209 179H211V173L214 175V173L216 174V175H218L219 174V176H221L220 174L221 173H219V172H221V170H222V172H224V173H222V176L224 177L225 176V178H226V176H228V169H227V166H225V164L226 163H224L223 165L221 164V166H223V168L220 170V168H219V171H218V174L216 173L217 172V170H218V168H217V170L214 172V171H212V172H204V170H205V168H208V170L207 171H210V170H212L213 169V167H212V165H213V160H214V156H213V154H206V149L203 151L202 150V152L204 153L205 152V154L203 155V153L202 154H200V151H201V149H204ZM216 147V146H215ZM214 146H213V148H215ZM238 147V146H237ZM248 147V146H247ZM246 147V148H247ZM263 147V146H262ZM72 148V147H71ZM124 148V147H123ZM194 148V147H193ZM212 147H209L208 149H211ZM221 148V147H220ZM245 148V147H244ZM249 148V147H248ZM252 148V147H251ZM255 148V147H254ZM43 149V148H42ZM70 149V148H69ZM119 149V148H118ZM151 149V148H150ZM155 149V148H154ZM3 150V149H2ZM20 150V149H19ZM46 150V149H45ZM50 150V149H49ZM156 150H158L159 151V149H158V147L156 148ZM155 150V151H156ZM211 150H213V152H211V153H214V149H211ZM221 150V149H220ZM232 150V149H231ZM251 150V149H250ZM261 150V149H260ZM20 151H22V150H20ZM26 151V150H25ZM24 151V152H25ZM30 151V150H29ZM99 151V150H98ZM146 151V150H145ZM145 151H143L144 152V154H145ZM179 151V150H178ZM219 150H218V148H217V152H218ZM264 151V150H263ZM263 151L262 152H260V153H263ZM15 152H16V150H15ZM196 152H197V149H196ZM11 153V152H10ZM9 153V154H10ZM29 153V152H28ZM40 153V152H39ZM139 153V152H138ZM147 153V158L148 157H150V155L148 156V152H146ZM171 153V152H170ZM183 153V152H182ZM216 153V152H215ZM215 153H214V155H215ZM219 154H220V152H218ZM232 153H233V151H232ZM243 153V152H242ZM259 153V152H258ZM30 154V153H29ZM33 154V153H32ZM98 154V153H97ZM151 154V153H150ZM180 154V153H179ZM193 154H195L194 152H193ZM228 154V153H227ZM230 154H231V152H230ZM146 155V154H145ZM200 155H201V157H205V155H207V157H205L203 160H201L200 161V159H201V157H200ZM203 155V156H202ZM208 155H210V156H208ZM232 155V154H231ZM263 155V154H262ZM8 156V155H7ZM30 156V155H29ZM99 156V155H98ZM129 156H131V155H129ZM139 156V155H138ZM152 156V155H151ZM182 156V155H181ZM194 156V155H193ZM213 156V157H212ZM233 156H234V153H233ZM243 156V155H242ZM258 156V155H257ZM140 157V156H139ZM162 157V156H161ZM211 157V158H210ZM218 157H220V156H218ZM218 157H215V160L216 159H218ZM224 157V156H223ZM259 157V156H258ZM261 157V156H260ZM134 159H135V157H133ZM146 158V157H145ZM164 158H166V157H164ZM175 158V157H174ZM185 158V157H184ZM208 158H210V159H208ZM242 158V157H241ZM152 159V158H151ZM176 159V158H175ZM198 159H199V161H198ZM205 159H206V162H205ZM208 159V160H207ZM230 159V158H229ZM122 160V159H121ZM174 160V159H173ZM181 160V159H180ZM184 160H186V159H184ZM221 161H222V159H220ZM244 160V159H243ZM262 160V159H261ZM4 161V160H3ZM132 161V160H131ZM135 161V160H134ZM150 161H152V160H150ZM154 161V160H153ZM188 161H190V160H186L185 162L187 163ZM193 161V160H192ZM192 161H190V162H192ZM207 161H208V164H206L207 163ZM210 161V162H209ZM224 161V160H223ZM5 162V161H4ZM18 162V161H17ZM114 162V161H113ZM122 162H123V160H122ZM133 162V161H132ZM140 162V161H139ZM237 162H239V161H236V163ZM23 163V162H22ZM31 163V162H30ZM125 163V162H124ZM127 163V162H126ZM125 163V164H126ZM185 163V164H186ZM189 163V162H188ZM188 163H187V165H186V167H185V169L188 171V169H190L191 167H194L193 165L189 168V167H187L188 166ZM230 163V162H229ZM143 164V163H142ZM202 164V163H201ZM231 164H233V163H231ZM238 164V163H237ZM260 165H261V163H259ZM259 164H257V166L255 165V163H253V166L255 165V167H259L260 165ZM29 165V164H28ZM123 165V164H122ZM179 165H181V164H179ZM209 165H211V167L212 168H210V166ZM226 165H228V164H226ZM259 165V166H258ZM67 166V165H66ZM74 166V165H73ZM157 166V165H156ZM185 166V165H184ZM237 165L235 164V167H236ZM239 166V165H238ZM263 166H264V162H263ZM82 167H84V166H82ZM89 167H90V165H89ZM128 167V166H127ZM180 167V166H179ZM178 167V168H179ZM196 167H198V166H196ZM226 167V168H225ZM239 167H241V164H240V166ZM121 168H123V167H121ZM121 168H118V170H120ZM133 168V167H132ZM132 168H131V171H132ZM139 168V167H138ZM141 168V167H140ZM139 168V169H140ZM172 168V167H171ZM195 168V167H194ZM193 168V169H194ZM210 168V169H209ZM238 168V167H237ZM242 169L244 168V167H241ZM249 168V167H248ZM169 169V168H168ZM173 169V168H172ZM203 169V173H205V174H207V176L204 174L203 176H202V172H201V170ZM235 169V168H234ZM233 169V171H232V169H231V171H230V169H229V171H230V173L232 172V173H234V171L236 170V172H237V169H235L234 170ZM239 169V168H238ZM256 169V168H255ZM258 169V168H257ZM260 169H262V168H260ZM195 170H192V171H195ZM225 170H226V173L227 174H225ZM241 170V169H240ZM244 170H245V168H244ZM191 171V169L188 171V173H191L190 172ZM243 171V170H242ZM241 171V173L243 174V172ZM260 171V170H259ZM259 171H256V173L258 172L259 173ZM134 172V171H133ZM186 172V171H185ZM245 172H246V170H245ZM253 172V171H252ZM264 172V171H263ZM263 172H261V173H263ZM179 173V172H178ZM195 173V172H194ZM208 173L210 174V175H208ZM231 173V174H232ZM238 173V172H237ZM255 173V172H254ZM120 174V173H119ZM118 174V176H120ZM164 174H165V172H164ZM193 174V173H192ZM191 174V175H192ZM223 174H225V175H223ZM235 174V173H234ZM246 174V173H245ZM51 175V174H50ZM123 175V174H122ZM126 175V174H125ZM179 175V174H178ZM197 175V174H196ZM216 175H214L215 177H216V179L217 178H219V176L217 177ZM233 175V174H232ZM239 175V174H238ZM237 175V176H238ZM253 175V174H252ZM55 176V175H54ZM92 177L94 176L93 174L91 175ZM118 176H117V178H118ZM192 176H195L194 174L192 175ZM205 176V177H204ZM221 176V177H222ZM240 176V175H239ZM238 176V177H239ZM125 177V176H124ZM134 177V176H133ZM150 177V176H149ZM148 177V178H149ZM175 177V176H174ZM198 177H197V180H198ZM231 177V176H230ZM230 177H228L229 179H230ZM234 177V176H233ZM237 177V178H238ZM245 177V176H244ZM243 177V178H244ZM247 177V176H246ZM246 177H245V179H246ZM250 176H248V178H249ZM193 178V177H192ZM205 180V184H203L204 183V181H203V179ZM206 178V179H205ZM213 179H214V177H212ZM251 178V177H250ZM94 179H96V178H94ZM133 179V178H132ZM137 179V178H136ZM145 179H146V177H145ZM220 179V178H219ZM219 179H217L218 181H220ZM254 179V178H253ZM87 180V179H86ZM149 180V179H148ZM176 180V179H175ZM197 180H196V182H197ZM198 180V181H199ZM208 180V179H207ZM215 180V179H214ZM214 180H212V181H214ZM216 180V181H217ZM234 180V179H233ZM238 180V179H237ZM239 180H241V178H239ZM247 180V179H246ZM246 180L244 181V183L246 182ZM81 181V180H80ZM97 181H99V180H97ZM106 180H104V182H105ZM128 181V180H127ZM158 181H159V179H158ZM250 180H248V182H249ZM93 182V181H92ZM96 182V181H95ZM101 182V181H100ZM145 182V181H144ZM143 181L141 182V184H143L144 183ZM208 182H210V181H208ZM225 183H227L226 182V180L224 181ZM231 182V181H230ZM233 182V181H232ZM248 182H247V184H248ZM79 183V182H78ZM82 183V182H81ZM85 183H87L88 184V182L86 181ZM139 183V182H138ZM195 183V182H194ZM215 183V182H214ZM218 183V182H217ZM241 183H242V181H241ZM7 184V183H6ZM102 184H103V182H102ZM105 184H107V183H105ZM123 184V183H122ZM140 184V183H139ZM173 184V183H172ZM176 184V183H175ZM212 184V183H211ZM222 184V183H221ZM232 184H236V183H232ZM246 183L244 184L245 186L247 185ZM250 184V183H249ZM89 185V184H88ZM87 185V186H88ZM97 185V184H96ZM213 185V184H212ZM216 185V184H215ZM214 185V186H215ZM226 185H229L228 183L226 184ZM234 185H231V186H233V188L230 190V193H231V197L230 198H228V199H226V198H224L223 196H215L213 199H210L207 203H204V204H201V205H191L190 203L189 204H187V205H183V204H180L181 206L183 205L184 207H182L184 210L182 211L181 209L182 208H179V209H175L173 212H168V213H165V214H158L157 213V217H155L154 216V221L152 220V222H154V223H152V225H147L146 223H147V221H146V223H144V224H146V225H144L143 224V226H140V227H138L137 228V226H136V228H134V229H139L138 230V238H129V237H125V238H123V239H121L120 240V238L118 237H116V238H114V237H109L108 238V243H107V245L105 244V246H102V250H99L98 251V253H97V256L98 257H100V261L98 260V258H97V256H96V259L98 260V261H96V259H95V261H93V260H91V261H93L92 262V264H129V263H131V264H137V263H140V262H144L145 260H148V261H145L144 263H146V264H148L147 262H149V264H152V261L153 260H155V261H157V262H153V264H178L180 261H183V262H185V264H201L199 261H203L204 259L206 260V258L208 259V258H210L209 260H211V259H213L214 258V260L216 261V260H218V258H221V256H223L224 255V253L226 252V255L227 254H237V252H239L240 253V250L241 251H243L242 249H244V240L246 239H248L249 237L250 238H254L255 240H257L258 241V236H257V233L256 232H258L256 229V231H254V228L253 227H256V225H258V224H262L263 223V221L260 223V219L258 220V219H253L252 218V215L256 212V213H258V212H264V202L262 203V202H259V200L257 199V197H259V193L261 192V190H262V188H264L263 187V185L264 184H262V182L261 181H257V182H254V187H252L251 189L250 188H248V189H246L242 184H237V186H234ZM252 184H250V186H251ZM4 186H5V184H4ZM7 186V185H6ZM83 186H84V184H83ZM103 186H104V184H103ZM125 186V185H124ZM133 186V185H132ZM196 186V187H197ZM85 187V186H84ZM107 187V186H106ZM129 187H131V186H129ZM128 187V188H129ZM144 187H147V186H144ZM166 187V186H165ZM170 187V186H169ZM191 187V186H190ZM247 187H248V185H247ZM58 188V187H57ZM65 188V187H64ZM80 188V187H79ZM137 188V187H136ZM148 188H150V187H148ZM153 188V187H152ZM176 188H177V186H176ZM175 188V189H176ZM197 188V190L199 191V189ZM202 188V187H201ZM203 188H205V187H203ZM202 188V189H203ZM217 188V187H216ZM216 188H215V193H216ZM55 189V188H54ZM70 189V188H69ZM83 189V188H82ZM103 189V188H102ZM105 189V188H104ZM107 189V188H106ZM138 189V188H137ZM140 189V188H139ZM144 189V188H143ZM169 189V188H168ZM175 189H174V191H175ZM194 189V188H193ZM207 189V188H206ZM205 189V190H206ZM218 189V188H217ZM225 189H227L228 190V188H226L225 187ZM224 189V187H223V189H222V187L220 188V189H218V191L219 190H225ZM141 190H142V188H141ZM151 190V189H150ZM182 190V189H181ZM195 190V189H194ZM196 190V191H197ZM56 191H58V189L56 190ZM84 191H85V189H84ZM156 191V190H155ZM195 191V194L196 193H198V192H196ZM204 191V190H203ZM52 192V191H51ZM108 192V191H107ZM115 192V191H114ZM137 192V191H136ZM138 192H140V190L138 191ZM181 192V191H180ZM182 192H184V191H182ZM207 192V191H206ZM221 192V191H220ZM225 193H226V190L224 191ZM66 193H67V190H66ZM76 193H78V192H76ZM83 193V192H82ZM85 193H86V191H85ZM95 193V192H94ZM109 193V192H108ZM147 193V192H146ZM155 193V192H154ZM191 193L192 194H194L192 191H191ZM212 193H214V192H212ZM55 194V193H54ZM72 194V193H71ZM96 194V193H95ZM105 194H106V192H105ZM140 194V193H139ZM141 194H143V192L141 191ZM145 194V193H144ZM166 194V193H165ZM194 194V195H195ZM198 194H200V192L198 193ZM208 194V193H207ZM216 194H218V193H216ZM88 195V194H87ZM147 195V194H146ZM169 195V194H168ZM188 195V194H187ZM215 195V194H214ZM220 195V194H219ZM228 195V194H227ZM66 196H67V194H66ZM78 196V195H77ZM115 196V195H114ZM129 196V195H128ZM127 196V197H128ZM150 196H151V194H150ZM171 196V195H170ZM196 196V195H195ZM210 196V195H209ZM83 197V196H82ZM86 197V196H85ZM111 197V196H110ZM134 197V196H133ZM158 195H157V199H158ZM163 197H164V195H163ZM162 197V198H163ZM177 197V196H176ZM193 197V196H192ZM191 197V198H192ZM198 197V196H197ZM202 197H204V196H202ZM206 197V196H205ZM48 198H50L49 196H48ZM52 198V197H51ZM67 198V197H66ZM74 198V197H73ZM84 198V197H83ZM103 198V197H102ZM115 198V197H114ZM113 198V199H114ZM129 198V197H128ZM54 199V198H53ZM52 199V200H53ZM56 199V198H55ZM85 199V198H84ZM141 199V198H140ZM147 199L148 200H150V197H149V195L147 196ZM152 199V198H151ZM155 199V197L153 198V200L152 201H150V204H153V205H155V202L156 203H158L157 202V199L156 200H154ZM186 199V198H185ZM189 199V198H188ZM194 199V198H193ZM193 199H191L192 201H193ZM72 200V199H71ZM120 200V199H119ZM128 200V199H127ZM138 200V199H137ZM143 200H144V198H143ZM147 200V201H148ZM159 200V199H158ZM176 200V199H175ZM187 200V199H186ZM194 200H196V198L194 199ZM31 201V200H30ZM44 201V200H43ZM54 201H57V200H54ZM61 201V200H60ZM90 201V200H89ZM105 201V200H104ZM133 201V200H132ZM170 201V200H169ZM168 201V202H169ZM185 201V200H184ZM33 202V201H32ZM59 202V201H58ZM67 202V201H66ZM138 202V201H137ZM137 202H135L136 204H137ZM142 202V201H141ZM143 202H145V200L143 201ZM151 202H153V203H151ZM162 202V201H161ZM160 202V203H161ZM164 202H166V201H164ZM180 202V201H179ZM191 202V201H190ZM34 203V202H33ZM38 203V202H37ZM44 203V202H43ZM61 203V202H60ZM68 203H69V201H68ZM97 203V202H96ZM115 203H116V201H115ZM119 203V202H118ZM133 203V202H132ZM149 203V202H148ZM159 203V204H160ZM181 203V202H180ZM56 204V203H55ZM85 204V203H84ZM111 203L109 202V204L108 205H110ZM114 204V203H113ZM111 205V206H109L108 208H106L107 206L105 205V208L106 209H103L102 207H100L103 211H98L97 213H93L94 215L88 220L89 222H87L86 224H84V226H82V225H80V224H78L81 220L78 218V217H76L75 215H74V217H76V218H78L80 221L78 222V223H75V222H72V220H75V219H73V217H72V219H71V221H70V224L71 225H67V231L63 234L64 235V238L66 237V239H67V243H66V245L64 246V248H62V252H60V254H59V256H63V255H61V254H65V256H66V252H67V250H68V252L70 253V250L71 251H75V249L78 247V246H81V245H85V243H87L88 244V242H90V236L92 235V233L94 232L95 233V231L97 232H99V233H103V232H106L107 231V229L109 228V226H108V219L109 218H113L114 216L113 215H117L118 216V214L120 213V212H123L122 210L124 209V207H121V206H123V205H120V206H118V204H117V206H115V205ZM144 204V203H143ZM149 204V205H150ZM162 204V203H161ZM195 204V203H194ZM74 205V204H73ZM153 205H151V206H153ZM168 205V204H167ZM43 206H46V205H43ZM49 206H51V205H49ZM127 206V205H126ZM133 207H134V205H132ZM136 206H139V205H136ZM135 206V207H136ZM162 206V205H161ZM171 206H173V205H171ZM53 207H54V205H53ZM60 207H62V205H60ZM99 207V206H98ZM135 207H134V209H135ZM142 207H144V205L142 206ZM147 207H149V209L150 208H152V207H150V206H147ZM146 206H145V209L147 208ZM170 207V206H169ZM24 208V207H23ZM50 208V207H49ZM70 208V207H69ZM160 208V207H159ZM11 209V208H10ZM27 209V208H26ZM72 209V208H71ZM70 209V210H71ZM77 209V208H76ZM126 209V208H125ZM133 209V208H132ZM144 209V210H145ZM148 209V208H147ZM163 209H164V207H163ZM25 210V209H24ZM44 210V209H43ZM47 210V209H46ZM58 210V209H57ZM68 210V209H67ZM98 210V209H97ZM127 210V209H126ZM143 210V211H144ZM161 210V209H160ZM71 211H74V210H71ZM78 211V210H77ZM137 211H138V209H137ZM142 211V212H143ZM147 211V210H146ZM159 211V210H158ZM28 212V211H27ZM43 212V211H42ZM41 212V213H42ZM46 212V211H45ZM54 212H56V211H54ZM91 212V211H90ZM127 212V211H126ZM141 212V211H140ZM145 212V211H144ZM148 212V211H147ZM150 212H151V210H150ZM160 212V211H159ZM167 212V211H166ZM12 213V212H11ZM32 213V212H31ZM137 213V212H136ZM10 214V213H9ZM122 214V213H121ZM121 214H119L120 216H121ZM138 214H140V213H138ZM41 215V214H40ZM45 215V214H44ZM59 215V214H58ZM67 215V214H66ZM133 215H134V213L132 214V217H133ZM147 215V214H146ZM155 215V214H154ZM15 216V215H14ZM17 216V215H16ZM53 216V215H52ZM63 216V215H62ZM116 216V217H117ZM127 216V215H126ZM139 216V215H138ZM153 216V215H152ZM23 217V216H22ZM36 217V216H35ZM39 217V216H38ZM45 217V216H44ZM119 217V216H118ZM130 217H131V215H130ZM140 217V216H139ZM82 218V217H81ZM84 218V217H83ZM124 218V220H126L125 218L126 217H123ZM122 217H121V219H123ZM129 218V217H128ZM256 218V217H255ZM258 218H260V217H258ZM21 219V218H20ZM25 219V218H24ZM43 219V218H42ZM54 219V218H53ZM85 219V218H84ZM114 219V218H113ZM142 219H143V217H142ZM145 219V218H144ZM151 219V218H150ZM152 219H153V217H152ZM262 219V218H261ZM56 220V219H55ZM70 220V219H69ZM117 220V219H116ZM138 220H140V218L138 219ZM149 220V219H148ZM64 222H65V220H63ZM76 222H77V220H75ZM111 221V220H110ZM109 221V222H110ZM118 221V220H117ZM119 221H123V220H119ZM145 221V220H144ZM5 222V221H4ZM16 222V221H15ZM22 222H23V220H22ZM22 222H19V223H22ZM64 222H62V223H64ZM126 222V221H125ZM128 222V221H127ZM126 222V223H127ZM151 222V221H150ZM13 223V222H12ZM41 223V222H40ZM140 223V222H139ZM3 224H5V223H3ZM10 224H11V222H10ZM25 224H27L26 222H25ZM49 224V223H48ZM64 224H68L67 223V221L64 223ZM82 224V223H81ZM110 224V223H109ZM111 224H114V221H113V223L111 222ZM116 224V223H115ZM119 224H121L120 222H119ZM119 224H117V225H119ZM141 224V223H140ZM151 224V223H150ZM57 225H59V223L57 224ZM5 226V225H4ZM21 226V225H20ZM26 226V225H25ZM108 226V227H107ZM111 226V225H110ZM116 226V225H115ZM114 225H113V227H115ZM121 226H122V224H121ZM131 226V225H130ZM22 227V226H21ZM60 227V226H59ZM112 227V228H113ZM13 228V227H12ZM16 228V227H15ZM28 228V227H27ZM58 228V227H57ZM253 228V229H252ZM4 229V228H3ZM8 229H9V227H8ZM133 229V228H132ZM5 230V229H4ZM64 230V229H63ZM109 230V229H108ZM13 231V230H12ZM15 231V230H14ZM18 231V230H17ZM17 231H16V233H17ZM25 231V230H24ZM34 231V230H33ZM124 231V230H123ZM255 232V233H254ZM30 233V232H29ZM54 233V232H53ZM110 233V232H109ZM109 233H108V236H110L109 235ZM111 233H113V232H111ZM8 234V233H7ZM26 234H27V232H26ZM105 234V233H104ZM107 234V233H106ZM258 234H259V232H258ZM40 235V234H39ZM61 235V234H60ZM1 236H2V234H1ZM0 236V237H1ZM14 236H15V232H14ZM52 236V235H51ZM105 236H107V235H105ZM121 236V235H120ZM256 236V237H255ZM16 237V236H15ZM26 237V236H25ZM94 237V236H93ZM135 237V236H134ZM258 237V238H257ZM262 238H263V236H261ZM1 238H3V237H1ZM17 238V237H16ZM18 238H20V237H18ZM23 238H24V236H23ZM35 238V237H34ZM33 238V239H34ZM63 238V237H62ZM95 238V237H94ZM99 238H101V236H99ZM98 238V239H99ZM32 239V238H31ZM65 239V240H66ZM110 239H114V240H117V239H119L118 241H115V242H113V240L112 241H109ZM253 239V240H254ZM9 240V239H8ZM21 239H19V241H20ZM62 240V239H61ZM102 240V239H101ZM104 240V239H103ZM105 240H107V237H106V239ZM5 241V240H4ZM93 241V240H92ZM248 241V240H247ZM260 241H261V239H260ZM21 242V241H20ZM102 242V241H101ZM25 243V242H24ZM93 243V242H92ZM104 243H106V242H104ZM35 244V243H34ZM54 244V243H53ZM53 244H49L48 246L46 245V249H45V252H43L42 254V260H43V258H44V260H46L47 258H48V254H49V256H50V253L51 254H53V251H51V250H54L55 248H54V245ZM11 245H13V244H11ZM21 245V244H20ZM63 245V244H62ZM248 245V244H247ZM14 246V245H13ZM56 246V245H55ZM12 247V246H11ZM18 247H19V245H18ZM38 247V246H37ZM86 247V246H85ZM21 249V248H20ZM57 249L58 248H56L54 251H57ZM77 249H79V248H77ZM95 249H97V247L95 248ZM101 249V248H100ZM12 250V249H11ZM80 250H81V248H80ZM89 250H90V248H89ZM64 251H65V253H64ZM50 252V253H49ZM67 252V254L69 255V253ZM55 253V252H54ZM73 253V252H72ZM81 254V253H80ZM100 254V255H99ZM241 254V253H240ZM41 255V254H40ZM102 255H105V258H103L104 256H102ZM239 255V254H238ZM242 255V254H241ZM10 256V255H9ZM16 256V255H15ZM36 256V255H35ZM76 256V255H75ZM74 256V257H75ZM93 256V255H92ZM252 256V255H251ZM249 257L248 258V261L251 263L252 262V264H253V262H255V260L257 259V257ZM58 257V256H57ZM212 257V258H211ZM37 258V257H36ZM39 258V257H38ZM37 258V261L39 260ZM58 258H61V257H58ZM57 258V259H58ZM69 258V257H68ZM80 258V257H79ZM94 258V257H93ZM103 258V259H102ZM236 258V257H235ZM78 259V258H77ZM76 259V260H77ZM157 259V260H156ZM222 259H224V258H222ZM221 259V260H222ZM231 259V258H230ZM6 260V259H5ZM34 260H36V259H34ZM50 260V259H49ZM220 260V261H221ZM229 259H227V260H225V261H228ZM262 260V259H261ZM263 260H264V257H263ZM11 261V260H10ZM41 261V260H40ZM40 261H38L39 263L38 264H40ZM90 261V262H91ZM151 261V262H150ZM207 261V260H206ZM214 261V262H215ZM219 261V262H220ZM30 262V261H29ZM36 261H34V263H35ZM45 262H47V261H45ZM57 262V261H56ZM64 262V261H63ZM217 262V261H216ZM229 262V261H228ZM232 262V261H231ZM257 262V261H256ZM255 262V263H256ZM14 263V262H13ZM37 263V262H36ZM42 263V262H41ZM44 263V262H43ZM54 263V262H53ZM73 263H75V262H73ZM72 263V264H73ZM82 263V262H81ZM226 263V262H225ZM246 263H247V261H246ZM260 263H261V261H260ZM4 264V263H3ZM52 264V263H51ZM61 264V263H60ZM143 264V263H142ZM184 264V263H183ZM258 264V263H257Z\"/></svg>", "mask_w": 264, "mask_h": 264}]
</instances>
